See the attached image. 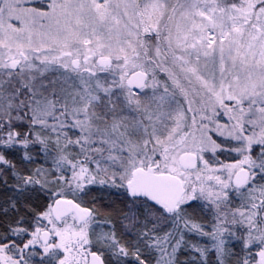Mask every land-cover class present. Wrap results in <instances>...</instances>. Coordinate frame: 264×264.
Listing matches in <instances>:
<instances>
[{"label":"snow or ice","instance_id":"snow-or-ice-1","mask_svg":"<svg viewBox=\"0 0 264 264\" xmlns=\"http://www.w3.org/2000/svg\"><path fill=\"white\" fill-rule=\"evenodd\" d=\"M0 264H264V0H0Z\"/></svg>","mask_w":264,"mask_h":264}]
</instances>
